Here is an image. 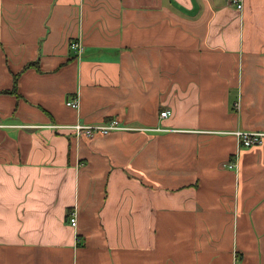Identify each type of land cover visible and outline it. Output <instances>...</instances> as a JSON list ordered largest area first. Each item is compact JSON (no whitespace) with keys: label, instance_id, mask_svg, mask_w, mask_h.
I'll return each mask as SVG.
<instances>
[{"label":"crops","instance_id":"1","mask_svg":"<svg viewBox=\"0 0 264 264\" xmlns=\"http://www.w3.org/2000/svg\"><path fill=\"white\" fill-rule=\"evenodd\" d=\"M235 131L264 133V0H0V264H264Z\"/></svg>","mask_w":264,"mask_h":264},{"label":"built area","instance_id":"2","mask_svg":"<svg viewBox=\"0 0 264 264\" xmlns=\"http://www.w3.org/2000/svg\"><path fill=\"white\" fill-rule=\"evenodd\" d=\"M228 3L233 6L237 11H242L244 6V0H228ZM70 49L74 51L77 58H80L83 54V47L80 39H75L70 43ZM67 105L75 110L79 107V101L77 96L71 97L67 101ZM169 111H164L160 113L161 118H166L169 115ZM73 135L76 138H93L97 135H108L114 131H126L131 130V128L124 127L121 125L118 120L112 119L108 122H105L100 125H83L76 123L71 127ZM236 140L237 144L241 148H251L262 144L264 139V133L261 132H246V131H235L232 133ZM230 167H235V163L231 164ZM67 223L68 225L75 230L77 226V211L75 208H72L67 213ZM75 240H78L77 235L75 234Z\"/></svg>","mask_w":264,"mask_h":264}]
</instances>
